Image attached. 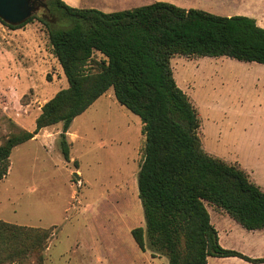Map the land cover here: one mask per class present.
<instances>
[{
  "label": "rangeland",
  "instance_id": "obj_1",
  "mask_svg": "<svg viewBox=\"0 0 264 264\" xmlns=\"http://www.w3.org/2000/svg\"><path fill=\"white\" fill-rule=\"evenodd\" d=\"M86 1L104 13L138 7L133 1ZM250 1L246 17L264 28V0ZM36 15L47 16L42 8ZM172 67L200 112L207 152L239 164L264 190V65L176 57ZM67 87L43 24L35 20L13 30L0 21V142L20 129L34 131L41 108ZM62 129L61 123L45 128L37 141L13 150L0 182V220L51 228L43 264H169L163 255L141 251L131 233L145 228L138 191L146 141L141 119L110 89L72 123L70 162L60 149ZM207 208L224 249L264 259V230L247 231L225 211ZM208 264L254 263L210 257Z\"/></svg>",
  "mask_w": 264,
  "mask_h": 264
},
{
  "label": "trees",
  "instance_id": "obj_2",
  "mask_svg": "<svg viewBox=\"0 0 264 264\" xmlns=\"http://www.w3.org/2000/svg\"><path fill=\"white\" fill-rule=\"evenodd\" d=\"M47 16H32L47 30L68 87L44 104L34 131L20 129L0 142V182L7 177L13 150L41 130L63 125L60 149L71 161L68 132L74 120L113 89L118 103L138 116L145 135L138 176L145 228L132 236L169 264H208L210 257L250 258L224 249L207 204L225 211L245 230H264V190L239 164L204 147L202 119L191 97L179 87L176 57H228L264 65V28L246 16L224 17L198 9L155 2L114 13L73 8L46 0ZM51 228L24 227L0 220V264H43Z\"/></svg>",
  "mask_w": 264,
  "mask_h": 264
},
{
  "label": "crops",
  "instance_id": "obj_3",
  "mask_svg": "<svg viewBox=\"0 0 264 264\" xmlns=\"http://www.w3.org/2000/svg\"><path fill=\"white\" fill-rule=\"evenodd\" d=\"M67 5L73 8H94L95 5L86 0H63ZM111 1H133L138 3V7L150 5L155 2H167L183 9H198L209 13L224 16H247L246 8L250 0H111ZM253 2V1H250ZM241 4V5H240ZM235 8L234 10H231ZM242 14V15H241ZM42 131V130H41ZM67 135H71L70 131ZM41 136V132L31 141H37ZM29 141V142H31ZM72 141V140H71ZM73 144V142H72ZM79 171V170H78Z\"/></svg>",
  "mask_w": 264,
  "mask_h": 264
},
{
  "label": "water",
  "instance_id": "obj_4",
  "mask_svg": "<svg viewBox=\"0 0 264 264\" xmlns=\"http://www.w3.org/2000/svg\"><path fill=\"white\" fill-rule=\"evenodd\" d=\"M41 6L36 0H0V19L12 26H21L34 16ZM80 180L78 174H74Z\"/></svg>",
  "mask_w": 264,
  "mask_h": 264
},
{
  "label": "flooded vegetation",
  "instance_id": "obj_5",
  "mask_svg": "<svg viewBox=\"0 0 264 264\" xmlns=\"http://www.w3.org/2000/svg\"><path fill=\"white\" fill-rule=\"evenodd\" d=\"M38 5L41 6L40 9L42 8L43 10H46L47 8V3L46 0H36Z\"/></svg>",
  "mask_w": 264,
  "mask_h": 264
}]
</instances>
